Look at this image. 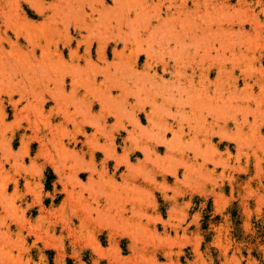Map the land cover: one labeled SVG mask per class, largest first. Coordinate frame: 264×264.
<instances>
[{
  "label": "rangeland",
  "instance_id": "obj_1",
  "mask_svg": "<svg viewBox=\"0 0 264 264\" xmlns=\"http://www.w3.org/2000/svg\"><path fill=\"white\" fill-rule=\"evenodd\" d=\"M3 1L6 2V0ZM3 1L0 0V30L3 32L5 27L9 29L7 34L10 39H13L12 30L18 29L17 25L20 27L21 22L16 21L8 4ZM16 1L23 7L26 6L25 8L32 13V15H20V18L24 17L29 22L31 28V30L26 28L28 34L24 32L25 30L24 34L43 45L45 35L49 33L44 31L48 28H43L45 26L42 25L39 15L29 3L27 4L25 0ZM42 1L47 3V0ZM148 1L150 5L148 12L144 9L145 1L143 0H120L119 3L125 12L144 9L143 17H147V14H153L154 10V3L152 0ZM210 1V5L203 4L205 7L200 6L196 11L188 3L190 14L174 16L184 24L185 21L199 23H196L198 29L193 31L198 32L200 25V30H204L203 35L211 40L206 39L208 42H205L204 39L203 43L199 42L195 46H198L199 50H205L207 47L205 49L204 47L210 45L209 47H212L208 49H212L210 55L216 54L212 57H202L200 60L196 57L197 63L204 64L211 73L204 82L194 77L190 85L194 89H199L200 94L202 93L200 96L202 98L195 96L196 99H200L196 100L194 97L195 100L190 98V101H196L204 111L207 107L208 115L205 114L207 110L204 112L201 109L199 113L198 105L196 104L197 109H194L192 106L195 102L191 104L189 100L184 106V113L191 119L177 116L172 106L169 113L167 106L164 105L166 112L162 114V117L169 120L173 131L179 134L177 137L182 143L177 145L178 139L172 138L171 133H167L166 140L171 142L173 141L171 139L176 140L169 147L174 156L184 155V164L178 162L174 165L178 160L176 157L172 159L167 157L164 159V157L160 162L161 157L166 156L165 152L168 151V146L164 144L167 149L162 145V149L157 154L160 157L159 161H156L158 163L152 161L158 164L157 166L146 162L144 167L142 155H134L125 165L121 164L116 173L114 161L107 167L101 165L103 160L101 150L94 160H90L88 154L84 156L87 148L84 146L83 136L78 137L79 143L76 145L68 140V134L72 131L68 119L71 121L81 119V114L84 117L88 113L87 104L93 100V96L101 97L98 93L99 85L102 83L101 75L92 68L96 64L97 67L102 66L95 60V42L91 46V63L94 65L92 66L89 61V63L86 61L81 63L79 80L78 77L71 80L73 76L71 72L74 74L70 70L71 67L68 69L70 74L63 72L68 71L66 69L69 68L64 66L65 64L69 66V59L67 50L64 48L63 30H59L61 35L57 32L51 33L54 41L51 42L50 48L57 46L58 51L63 50V56L62 61L58 60L56 53L51 57L53 60L50 59L49 64L53 65L50 64L52 69L49 68V72L56 76L66 73L64 82L58 78L56 83L38 81L37 84H30L24 81L25 83L21 85L24 86L23 89L19 86L20 90L25 92V98L18 106L22 108H19L21 112L18 123L15 122L13 112L7 104V98L0 94V113L5 114V117L0 115V169H2L0 170V264H264V0ZM215 3L219 4L220 8L223 5L224 7L220 10ZM105 6L110 7L112 4L108 0ZM161 16L165 19L163 12ZM185 17H189V20ZM79 18L74 16L70 19L73 23L68 29L71 37L77 40L80 37L72 28L73 24H79L82 36L84 37L85 34L84 20ZM7 21L8 26L5 25ZM205 22H209L208 27H205L207 26ZM184 24L178 25L186 28ZM85 26L89 27L90 34L95 32L89 23H85ZM39 28L43 31L42 34ZM213 33L220 38L215 37L216 35L214 38ZM32 36L35 37L32 38ZM37 36H39L38 40ZM218 42H221V45H218ZM74 44L75 42L72 46ZM88 44L87 40L80 42V46L84 48ZM20 45L22 50H25L28 45L27 40L23 39ZM7 49L12 53L8 45L4 44V54L8 53ZM222 49L227 50L226 57L231 58L233 63L228 58L229 63L227 61L221 64ZM111 51L112 44L107 49L108 64L115 61ZM119 51L120 47L116 52ZM156 51H159V48H155V51L150 50L148 57L152 59L159 57L161 54ZM38 53L37 61L41 60ZM146 54L141 50L140 53L134 54L133 51L130 54L132 57H139L138 71L142 76L145 74L143 78L148 74V78L151 75L149 79L158 81L153 83L151 80L153 85L159 84L162 80L163 86H169L170 88H167L169 93L177 99L176 89H172V83L177 84L176 88L182 86L180 84L191 77L190 69L178 71L173 68L174 60H172L169 62L170 68L162 72L159 66L156 70L150 60L151 65L148 71L143 67L148 58ZM23 61L25 64L33 63L24 57ZM23 61L22 64H24ZM85 63L89 67L86 66V68ZM221 65H225V69H219ZM63 67L66 68L63 69ZM216 70H221L223 75L221 76ZM151 71L154 73L152 74ZM86 76L96 89L95 86L91 87L88 79L86 84ZM92 78L96 81H92ZM146 81L151 84L150 80L147 79L144 82ZM72 84L76 90L74 94ZM145 84L148 86L147 83ZM45 85L51 90L61 88V97L57 89L55 92L53 90L49 92L47 88L46 91ZM88 87L93 90L91 88L89 90ZM183 87L186 88L187 85ZM2 88L3 85H0V90ZM31 88L35 93L40 92L44 95L29 96V91L34 92ZM219 89L223 91H221L222 94L219 91L220 96L217 92ZM154 91L161 93L163 90ZM88 92L91 94L93 92V95L90 96ZM118 92L117 89L112 91V96H116ZM150 92L148 94L151 95L153 91ZM165 92L161 93L163 97L158 93L152 94L153 98L159 101L164 100L169 96V93L167 92V95ZM55 93H58V97L56 95L53 100L50 96H54ZM204 94L207 96L204 97ZM226 94L238 97L233 98L232 95L228 98ZM16 98L17 96L14 97ZM221 98L225 99L222 101ZM42 99L43 102H41ZM145 99L149 98L145 96ZM166 99L165 104L168 103V98ZM200 100L202 103H199ZM209 103L212 107L218 104L217 108L212 110ZM202 104L206 107L204 108ZM146 110L148 112L149 108L147 107ZM76 111L79 112L77 115ZM167 112L171 114L170 118ZM91 113L97 116L98 106L94 107ZM174 114L175 118L172 116ZM185 114L184 116H187ZM139 117L140 126L146 128L144 115L141 114ZM180 118L184 121L181 122ZM185 118L189 120L186 122ZM198 123L201 129H198L200 128L196 125ZM112 124L113 121L108 122L107 126L110 127ZM196 128L198 132L195 131ZM62 129L66 136L59 134L62 133ZM66 129L68 131H65ZM113 130L115 132L117 128L114 127ZM92 132L93 128L88 127L85 135H91ZM12 133H16V136L13 144L9 145L7 140ZM23 133L33 138L28 153L24 155L19 148V135ZM39 133H45L49 142L46 140L40 144L38 138H41V134ZM120 134L116 140V146L122 145L121 138L125 137V133ZM59 141L62 142V147L58 145ZM60 148L63 149L60 150L63 153L58 151ZM177 148L180 149L179 152L176 151ZM44 150L47 151L43 152ZM119 152L121 153L118 149V155H120ZM85 162H88V165ZM76 164H80L81 169L78 165L76 167ZM89 164L94 165L95 172L93 168L92 171L91 167H86H89ZM71 166L74 171H71ZM84 166L88 170H84ZM160 167L167 171H170L172 167L171 171H176L173 172L174 174L171 171V174L166 173L165 180H162L158 174H148L150 169H161ZM145 173L148 176H146L147 180L144 177ZM68 174L73 178L76 177L74 180H78L74 182L73 179V181L69 179L70 182H67L68 176L66 179L64 175ZM120 174H124L126 178L122 179ZM97 176L100 177L96 178ZM86 178H89L90 183ZM111 180H113V186H111L112 182L108 185Z\"/></svg>",
  "mask_w": 264,
  "mask_h": 264
},
{
  "label": "bare ground",
  "instance_id": "obj_2",
  "mask_svg": "<svg viewBox=\"0 0 264 264\" xmlns=\"http://www.w3.org/2000/svg\"><path fill=\"white\" fill-rule=\"evenodd\" d=\"M25 1L27 2V4L29 3V5L33 8V10H35L37 12V15H39V18L41 19L42 25L45 26L43 28H46V27L48 28V29L46 28L47 30L44 29L45 30L44 33L47 31H49V33L47 32L48 34L45 35L46 38L43 40V43H44L43 45L40 44L39 41H37V42L33 41L34 39L32 40L30 35H29L30 36V39H29L27 36V34H28L27 30H25V29L27 28V29L31 30L30 24H29V22L26 21V19L24 17L20 18V15L26 16V15H32V13L28 9L25 8L26 6L23 7L16 0H6V2L3 1V2L8 4V7L12 11V13L14 14V17H16V21L21 22V23H19L20 27H19V25H17L18 29L12 30L13 36H14L13 39H10V37L7 34L9 29H7L5 27L3 32L0 30V36H1L0 37V85H3V88L0 90V94L7 98V104L10 106L11 111L13 112L15 122H17V123L19 122L18 117H19V114H20L22 108L19 107V108H21V109H19L18 106L20 105L21 100L25 98V92L20 90V88L23 89L24 86H21V85L25 82H28L30 84H37L38 81H43V82H46V81L47 82L48 81L53 82L54 81V83H56L57 78L61 82H64V75L66 73L70 74V72L68 70V69H70V67H71L70 70H72L74 72V74L71 72V74L73 75V76H71V80H75V79H77V77L79 80V75H81V66L80 65H81V63H84L85 61L86 62L89 61L91 63V61H92L91 46H92L93 42H95L96 43L95 60L97 62H100L102 64V66L97 67V64L96 65H94L92 63L91 64H92V66L93 65L95 66V67L93 66L92 68H94L96 70V73L101 75L100 81H102V83L99 82L101 84L99 85V88H98V93L101 97H99V96L94 97L93 96V100H91L89 102L87 101L88 102V104H87L88 105V113L85 114L83 112H80V114L81 113L85 114L84 117L81 114L80 115L82 117V118L80 117L81 119H72L73 121L68 119L70 121L71 126H72V131L70 134H68L69 135L68 140L72 141L74 143V145H76L77 143H79L78 137L83 136L84 137V146H86V148H87V151L84 152V156L86 154H88V156L90 157V160H94L95 158H97L99 156V151L101 150V152L103 154V160H102L101 165H103L104 167H107L110 162L114 161L116 164L115 169H114L116 173L118 172V168L120 169V165L121 164L125 165V163L129 159H131V157L134 155H140V154L142 155V157H143L142 164L144 165V167H145L146 162L152 163V164L157 166L158 164H155L152 161H154V162L159 161L160 157H158L157 154H158L159 150L162 149L161 147H162V145L164 146V144L166 146H168V151L165 152L166 156L161 157L160 162L164 157H165L164 159H167V158L172 159V158L176 157L178 160L175 161L174 165L177 164L178 162L182 163L184 160V155L179 154L178 156H174L171 153L172 150H170V147H169V146H171L172 142H175L177 139H178L177 145H179L180 138H178L179 134H176V132L173 131L172 124H170L168 122L169 120H166L165 118L162 117V114L164 112H166V110H165L166 107L164 105L167 106V111L169 113H171L169 111V109H171V106H172L175 108V114L177 116L182 117V118L183 117H189L187 114L184 113V106L187 105L186 103L189 100V102L191 104L195 102V104H194L195 106L193 105L192 107L194 109L198 108L200 111L199 113H201V109L203 110V108L201 106H199L196 101H194V102L190 101V98L194 99L195 96L200 97L202 94V93L200 94L198 92L199 89L197 90V89H194V87L190 86L192 84L191 80L194 77H197V80L201 79L203 82L205 80H207L209 74L211 73V70L209 68H205L204 64L199 65L197 63L198 58L200 60L202 57L203 58H205L207 56L212 57L216 54L210 55V50H212V49L208 50L209 48H212V47H209L210 45L209 46L206 45L204 47V49L206 47H207V49H205V50H199V47L195 46L199 42L203 43L202 40L204 41V39L205 40L207 39L208 41L211 40L210 38H206V35L205 36L203 35L204 30H200L201 29L200 25H199L200 29L198 30V32L193 31L194 29H196V30L198 29V26L196 25L197 22L185 21V24H186L185 25L184 22H182V21L180 22V20L177 18H174V16L177 15L179 17V15L184 14L186 16L187 14H190L188 3L191 4L193 6V9L196 11L199 9L200 6L203 7L204 6L203 4H205V6L210 5L211 1L210 0H207V1L206 0H152V2L154 3L153 4L154 5L153 14L152 13H148V14L146 13L147 17H143V15H144V9H145V11L148 12V9L150 7L148 0H143V1H145V8L144 9H140V11H130V12L129 11L125 12L122 10L123 7H120V5H121L119 3L120 0H109L112 4V6H110V7L105 6L106 1H108V0H47V3H45L42 0H25ZM165 1H167V2H165ZM206 4H208V5H206ZM218 5H217V7H218ZM225 6L227 7V5H225ZM223 7H224V5H223ZM223 7H221V8H223ZM218 8L221 10L220 6ZM4 10H6V9L4 8ZM162 12L165 15V19L161 18ZM206 12H207V10H206ZM116 13H117V15H116ZM202 13H199V14L201 15ZM74 16L80 17L81 19L84 20V33H85L84 37L82 36V34L80 32L81 27L79 26V24H73V26H72V28L78 32V35L80 37L79 40L73 39L68 32L69 25L73 23L72 21H70V19H72ZM187 18L186 19L189 20V17H187ZM201 18H200V20H201ZM7 19H8V16H7ZM7 19L5 18L4 20L6 21ZM181 20H184V19L181 18ZM190 20H192V19H190ZM4 23H3V27H4ZM6 23H5V25L8 26V21ZM11 23H15V22H11ZM85 23H89L90 26L92 25L91 27H93L95 29V32L90 34L89 27L85 26ZM182 23L186 26V28H184L183 25H178V24H182ZM201 23H202V20H201ZM205 23L207 24V26H205V27H208L209 22H205ZM33 24H31V26ZM197 24H199V23H197ZM35 27H37V25ZM41 27L42 26H40V28ZM177 27H178V29L179 28H181V29L178 30ZM40 28H39V30H40ZM121 28H122V30H121ZM59 30H63L64 35H62V36L65 37L63 40L64 46H65L64 48H66V50H67V53H68L67 57L69 59V63H68L69 66H67L66 64L64 66L69 67V68L66 69L68 71H63V72H66L64 75H57L56 76L54 73L52 74V72H49V68H51L50 64H52V63L49 64V62H51L50 59H52L51 57H53V55L55 53H56L55 55L58 58V60L62 61L63 50L58 51L57 46H55L54 44H53L54 46L52 47L53 48L52 49V48H50V44L52 41H54L51 33L57 32L59 35H61ZM23 31L27 34H24ZM42 32L43 31H41V34H42ZM44 33H43V35H44ZM41 34L39 33V35H41ZM56 34L54 33V35H56ZM209 34H210V32H209ZM214 35H216L215 37L218 36L216 33L215 34L213 33V37H214ZM34 37L35 36H32V38H34ZM38 37L39 36H37V40L39 39ZM222 37H223V35H222ZM222 37H221V39H222ZM217 38H220V37H217ZM23 39H25V41L27 40V42H28V45L25 48V50H22V47L20 45V43ZM82 40H83V42H86V40L89 42V44L87 46H85V48L80 46V42H82ZM207 40L205 42H208ZM73 42H75L74 46H72ZM211 43H213V41H211ZM4 44L8 45V47L11 49L12 53L10 51H8V49L6 51V52H8L7 54L3 53V45ZM110 44H112V51H113V53H111V55L113 54V60H115V61L111 62V63L109 62L110 64H108L107 63V49L110 47ZM206 44H208V43H206ZM172 45H173V48H171ZM218 45H221V42ZM191 46H193V47H191ZM118 47H120V51L117 53L116 50ZM155 48H159V51H156V53H158V54L160 53L161 55H159V57L156 56L157 58H155V59L149 58L148 56H150V54H149L150 50L155 51ZM140 50L143 51V53L145 52V54L148 53V55L146 54L147 55L146 57H148V58H147L145 64L143 65V67L147 68L148 71H149L148 67H150V65H151L150 60L153 62L155 69L159 66L161 69L160 71H162V72H166L170 68L169 62L172 60H174L173 61V68L178 70V71L190 69L189 72H190L191 77L189 78V80L185 79V81L186 80L187 81L182 82V84H180L182 86L187 85L186 88H184V87L182 88V86H180L181 88L179 86H177V88H176L177 84L172 83V89H174V90L176 89L175 92L177 93V97H178L177 99H176V97L174 98V96H172V94L169 93V91L167 89V88H170L169 86L168 87H167V85L163 86L164 83L163 84L161 83L162 80L160 81L159 84L153 85V83H155L156 81L154 79H149L151 77V75L148 78V76H147L148 74H146V76L143 78V76L145 74L142 76V74L137 69L139 67L138 66L139 57L138 56L132 57L130 55L133 51H134V54H136V52L140 53ZM215 51H217V49ZM221 51H222V56H221L222 59L220 61L222 62L221 64H224L228 61L229 57L228 58L226 57V53H228V52H226L227 50H223V49ZM37 52H39L38 55L40 54L39 57L41 60H39V61H37L39 58L38 59L36 58ZM229 54H231V52ZM164 56H166V57H164ZM23 57L33 61V63L28 62V64H25L23 61ZM196 57H198L197 60H196ZM153 58H154V56H153ZM218 58H220V57L218 56ZM235 58H237V57H235ZM21 59H22L24 64H22ZM44 59H47V60L44 61ZM230 60H231V58H229V61ZM234 60H235L234 62L236 63V59H234ZM229 61H228V63H229ZM232 61L233 60H231V62ZM26 63H27V61H26ZM58 63H60V62L58 61ZM232 63H231V66H232ZM86 66L89 67V65L87 63H85V67ZM206 66H207V64H206ZM65 68L63 67V69H65ZM90 68H91V66H90ZM63 69H61V70H63ZM219 69H222V70L225 69V65H221V67H219ZM91 71H93V70H91ZM228 71H230V70H228ZM82 72H84V67H82ZM216 72L217 73L219 72L221 74V70L220 71L216 70ZM60 73L63 74L62 72H60ZM151 73H152V71H151ZM217 73H216V76L218 75ZM85 75H88V73L87 74L85 73ZM222 75L223 74H221V76ZM154 76H156V75H154ZM87 77L88 76H86L85 80L88 79ZM147 79L150 80V83H151V80H153L152 81L153 83L148 84L149 81L144 82ZM88 81H89V83H91V87L93 88L95 85L92 86V82H90L91 80L88 79ZM92 81H96V80L93 79ZM218 82H220V81H218ZM74 83H76V82H74ZM145 83H147L148 86ZM86 84H87V80H86ZM218 85H219V83H218ZM19 86H20V88H19ZM196 86H198V85H196ZM199 86H201V85L199 84ZM243 86L245 87V84ZM72 87H73L72 93L74 94V91H76V90H74V84H72ZM91 87H88L89 90ZM147 87H149V88H147ZM47 88L48 87L46 86V89H45L46 91H47ZM58 88H56V89H57V91H59V95L61 97V92H60L61 88H59V89ZM92 88H91V90H93ZM26 89H24V91ZM85 89L86 88H84V90ZM95 89H96V86H95ZM116 89L119 90L118 94L116 96H112V91H114ZM156 89L157 90H163L162 92H165V90H167V92L169 93V96L166 97V98H168L167 104L164 103V100H167L165 97H164L165 99L161 100V101H159L155 97L153 98L152 94L156 93V91H154ZM185 89H187V91H185ZM234 89H235V87L233 88V91L232 90L231 91L234 92ZM31 90L34 91L32 88H31ZM52 90L49 89L48 91L50 92ZM55 90H53V91L55 92ZM150 91L151 92L153 91L154 93L153 92L151 93ZM219 91H220V89L217 91L218 95L220 96L223 91L222 90H221L222 92L220 91L221 94H219ZM29 92H30L29 96L32 95V97H34L35 94H36L35 96H37V95L43 96L44 95L43 93H40V92L39 93L38 92L35 93V91L32 93H31V91H29ZM85 92H86V90H85ZM149 92L151 93L152 96L150 94H148ZM167 92H165V93L168 95ZM161 93H158V95H161ZM57 94L55 93L54 96L52 95L50 97H52V99L54 100V98ZM63 94H62V96H63ZM88 94H90V96H91V95H93V92H92V94L88 92ZM95 95H97V94H95ZM183 95H185V98H183ZM232 95L233 94H226V97L229 98ZM16 96H17V98L14 99V97H16ZM145 96L148 97L149 99H145ZM161 96L163 97L164 95L162 94ZM206 96H207V94H204V97H206ZM56 97H58V95ZM196 97H195V99H196ZM204 97H203V99H204ZM232 97L235 98L238 96L233 95ZM69 98H70V95H69ZM200 98H202V97H200ZM200 98H197L196 100H198ZM217 98H218V100H220L219 97H217ZM225 98H223V99H225ZM233 98H230V99H233ZM160 99H162V98H160ZM223 99L221 98L222 101H223ZM71 100H72V98H71ZM76 100H78V99H76ZM201 100L199 103H202ZM43 101L44 100L42 99L41 102H43ZM68 101H70V99H68ZM207 102H210V101H207ZM196 104L198 105L197 108H196ZM67 105H68V103H67ZM208 105L210 107L211 103H209ZM96 106H98V115L97 116L94 115L93 113H91L93 108ZM202 106H204V108L206 107L204 104H202ZM216 106H213L214 108L211 106L212 107L211 109L212 110L216 109L217 108ZM147 107L149 108L148 112L146 110ZM190 108H191V106H190ZM38 110H41V108ZM65 110H64V113H65ZM206 110H207V107H206L205 111L204 110L203 111L206 112ZM56 111H58V110H56ZM82 111H85V110H82ZM168 112H167V115L170 118L171 114L169 115ZM212 112H214V111H212ZM61 113H63V112H61ZM78 113L79 112L76 111L75 114L77 115ZM207 113H209V109L207 110V112L205 114L208 115ZM66 114H67V112H66ZM141 114L144 115V119L147 123L146 128H142L143 126L142 127L140 126V117L139 116ZM175 114L172 115L174 118H175ZM181 114H183V115H181ZM184 114L187 116H184ZM0 115L2 117H5L4 112L0 113ZM68 118H70V117H68ZM174 118H173V120H174ZM189 118H188V120H189ZM188 120L185 118L186 122ZM1 121H2V119H1ZM111 121H113V124L110 127H108L107 123L111 122ZM180 121H181V118H180ZM182 121H184V120H182ZM199 123L196 125H199ZM187 125H189V124H187ZM47 126H49V125H47ZM199 126H197V127H199ZM203 126H202V128H203ZM88 127H92L93 132L91 133V135L86 136L85 131H86V128H88ZM114 127L117 128V131H115V132L113 130ZM209 127L210 126H208V128ZM50 128L48 130H50ZM198 129H201V126ZM203 130H204V128H203ZM62 131H63V129L61 130V132ZM65 131H68V130L66 129ZM195 131L198 132L197 128L195 129ZM205 131L206 130H204V132ZM120 133H125V137L121 138L122 145L116 146V140L121 135ZM167 133H171L172 138L177 137V135H178V137H177V139L175 138L176 140L171 139V140H173L172 142L167 141L166 140ZM39 134H41V138L40 137H39L40 139L38 138V142L40 144H43L46 140L49 142V140H48L49 138L47 137V135L45 133H39ZM59 134H62L61 136H63V134L65 135L66 133L62 132ZM15 136H16V133H12L10 138L7 140L9 145L13 144V140H14ZM19 138H20V141H19L20 147L19 148L23 152V155H24V154L28 153V151L32 145V139L33 138L28 137L25 133H23L22 135H19ZM59 142L60 143L58 145L60 147H62L63 146L62 142L61 141H59ZM50 144H52V143H50ZM166 146H164V147L166 148ZM54 147H57V146H54ZM172 148L173 147H171V149ZM54 149H57V148H54ZM64 149H66V148H64ZM118 149L121 151V153L119 152L120 155H118ZM60 150L62 151L63 149L62 148L58 149V151H60ZM179 150L180 149H178V148L176 149L177 152H179ZM46 151L44 150L43 152H46ZM65 151H64V153H68ZM61 153H63V152H61ZM43 154H45V153H43ZM71 154H73V152H71ZM73 156H75V155L73 154ZM79 159H81V158L79 157ZM85 163H87V165H88V162H85ZM156 163H158V162H156ZM74 164H73V166H74ZM183 164H184V162H183ZM77 165H78V168L81 169V167H80L81 165L76 164V167H77ZM128 165L131 166L130 164H128ZM73 166H71L72 168L70 167L71 171H74V170H72ZM93 166L90 165L89 167L88 166H86V167L87 168L91 167V170H92V168L94 169ZM86 167L84 166V170L85 169L88 170ZM130 169H133V168H130ZM171 169H172V167H171ZM171 169H169V170L171 171ZM0 170H2V169H0ZM170 171H167V169H164L162 167L161 169H150L148 171V174H150V175L158 174L162 180H165V174L166 173L169 172L171 174V172H172V174H174L173 172H175L176 170L175 171L173 170L171 172ZM93 172H95V169ZM145 174H144V177L147 180L148 176H147V174L146 175ZM62 176H63V174H62ZM66 176H68L67 182H70V181H73L74 179H76V177L73 178L70 174L64 175V178ZM99 177L97 176L96 178H99ZM120 177L122 179L126 178L124 174H120ZM141 177H143V176H141ZM66 179H67V177H66ZM69 179H70V181H69ZM90 179H92V178H90ZM148 179H150V178H148ZM77 180H74V182ZM86 180H87V182L90 183L89 178H86ZM92 181H93V179H92ZM149 181H151V180H149ZM121 182H122V180H121ZM110 183H111V186H113V184H114L113 180H111L108 183V185H110Z\"/></svg>",
  "mask_w": 264,
  "mask_h": 264
}]
</instances>
